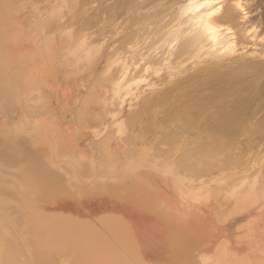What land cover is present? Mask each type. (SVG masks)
<instances>
[{
	"label": "bare ground",
	"instance_id": "6f19581e",
	"mask_svg": "<svg viewBox=\"0 0 264 264\" xmlns=\"http://www.w3.org/2000/svg\"><path fill=\"white\" fill-rule=\"evenodd\" d=\"M19 1L23 2L0 0V27L18 12ZM28 1L25 7L31 5L32 0ZM69 3L65 13L70 18V25L74 24L73 16L79 19V29L75 28V35L69 33L71 37H67L58 48L65 54L74 51V73L81 71L78 65L83 59L87 62V66L84 65L86 68L83 67L85 69L91 65L96 67L100 59L104 61L101 72L93 79L90 92L78 99L74 114L77 127L85 126L86 120L96 118H92L93 112L90 111V104L95 100L92 91L103 87V84L114 86L116 90L110 110H120L122 103L127 102L136 107L127 113L126 118L106 126V133L103 132L102 135L105 134L101 138L89 145L90 155L80 160L82 162L75 161L78 171L73 173L70 181H65L63 177V164L69 158L59 151L53 131L46 126H35L34 134L38 132L36 139H42L40 144H44L43 140L48 141L47 149H42L39 144V154L30 155L29 149L23 146L24 140H19L23 142L22 146L14 143L18 145L13 148L16 154L25 156L21 166L25 175L20 182L30 187L32 194L50 201L56 199L60 189L71 191L73 188L83 194L97 192L117 197L165 225L174 247V255L169 259H176V255H180L179 248L196 240L186 234L193 227L185 219L167 215L163 205L155 200L156 190L148 186L149 178L131 170L138 167L141 171H148L149 174L145 175L149 177L154 176L159 181L164 179L165 191L157 197L162 201L168 199L171 206L176 201V193H181L182 189V185L174 181L177 179L174 174L198 182L208 180V177L212 181V177H223L228 169L240 167L241 170V166L249 161L248 166H253L255 172L244 170L246 167L243 166V174L236 172L228 184L223 177L226 182L223 186H213L207 191L224 200L227 195L230 196L228 186L235 187L232 210L238 212L248 210L260 197L264 198V156L256 157V162L253 157L257 152L264 155V37L261 44L256 41L257 38L254 40L260 47L259 52L245 51L243 46L251 41L248 39L245 42L246 36L250 37L249 31L257 30L250 32L256 37L264 34V0H71ZM93 26L97 29L93 37L90 36L92 41L87 44L86 33ZM38 27L35 25L11 33L0 29L1 111L12 108L26 91L33 89L36 92L31 87L32 82H41V72L31 75L26 70H20L18 83L24 81L27 84L26 87L20 84V89L9 76L13 67L28 63L33 66L41 64L43 69H49L52 65L50 46L47 39L39 35ZM24 40L33 41V47L25 53L26 56H10L9 41L14 46H21ZM75 40L80 43L77 46V41L76 50L73 45ZM199 56L206 58L200 59ZM192 58L199 60L182 67V62ZM166 68L171 74L169 71L168 75L163 74ZM146 76L157 78L156 87L139 96L138 88ZM28 86L32 89L28 90ZM36 96L23 99L28 117L42 112V104L46 103L44 97ZM35 99L39 103H35ZM151 138H154L153 143L149 141ZM45 152L55 156V161L44 162L47 160ZM249 155L252 157L247 158ZM51 164L56 168L48 170ZM119 173L128 174L127 178H121ZM105 247L93 243L81 245L80 251L73 252L70 260L74 264H84L88 260H94L93 264H105L111 257L117 256L120 258L117 264H127L119 251ZM238 248L236 259L244 264H264V213L244 225ZM100 250L103 252L100 254L102 261L98 257Z\"/></svg>",
	"mask_w": 264,
	"mask_h": 264
},
{
	"label": "rangeland",
	"instance_id": "374dc122",
	"mask_svg": "<svg viewBox=\"0 0 264 264\" xmlns=\"http://www.w3.org/2000/svg\"><path fill=\"white\" fill-rule=\"evenodd\" d=\"M24 1L26 0L19 1V13L12 14L8 20L9 22L2 25L0 29L4 30L5 33H11L22 28L30 29L35 25L39 26L37 31L40 36H43L45 40L47 39L46 42L50 46L51 53L49 58L53 61L49 69H43L40 67L41 64L33 66L28 63H19L11 69V73L9 72L12 82L19 88L20 84L27 86L24 81L18 83L20 70H26L31 75H37L41 72L39 78L41 82H32L31 87L36 89V92L28 86V90L32 89L33 92L32 90L26 91L23 97H21V94L19 97L21 99H17L18 102L16 101L13 107L7 110L8 112L6 109L5 111H3L4 109L0 110V264H74L70 260L73 252L80 251L81 245L91 243L100 247L110 246L114 252L119 251L122 259L127 264H205L203 261L207 262V260L213 262H207L206 264H244L235 256L237 249H239L238 240L244 234V225L255 221L264 213V198L260 197L255 202L257 205L253 203L248 210L238 212L232 210L235 204V187L231 188L230 186L229 188L228 186L227 188L226 186L227 189H231V193L227 192L230 194L228 196L224 192L227 195L224 200L223 198H215L208 193L207 189L209 190L213 186H223L226 182L228 184L231 176L236 175V172L239 175L243 174L246 169L255 172L253 166H248L249 161L243 165L246 167L245 169L241 166V170L240 167L236 168V171L226 170L225 174L228 176H225V174L223 176L226 182L223 177L216 179L212 177V181H209L210 178L208 177V180L201 179L202 181L198 182L195 179L188 180L190 178L187 177V179L180 174V176L178 174L173 175V177L177 176V179H174L171 175L170 177L174 181L182 185L181 193H176V201L171 206L168 199L162 201L157 197L158 194L165 191L164 179L159 181L154 176L149 177V175H145L149 174L148 171H141L138 167L131 170L142 177L149 178L148 186L156 190L155 200L163 205L167 215L174 219H185L193 227L186 234L196 240L189 246L185 245L179 248L180 255H176V259L172 260L169 258L174 255L172 253L174 247L171 245L170 233L168 234L165 225L152 215L139 212L132 205L117 197L97 192L83 194L73 188L71 191L60 189L57 192L56 199L50 201L46 197L32 194L31 188L20 182L22 176L25 175V173L23 175L24 170H21L25 156L17 155V151L13 148L19 144L22 146L21 144L24 142L23 146L29 149L30 155L39 154L41 146L42 149H47L48 141L43 140L44 145L39 143L42 139H36L38 132L34 134L33 128L35 126H46L53 131L59 151L69 158V161L63 164L65 169L63 177L65 181H70L73 178V173L78 171L75 161L82 162L80 160L90 155L89 145L106 133L105 131L108 128L106 126L116 120L126 118L127 113L136 107V105L127 102L122 103L121 111L119 109L110 110L111 107L109 108V106L116 90L114 86L103 84L105 87L102 85L103 87L100 86L96 91H92L95 100L90 104V111L93 112L91 113L92 118H96L88 119L85 121L87 122L85 126L82 123L83 126L77 127L74 114L79 100L92 89L93 79L101 72L104 61L100 59L97 64L95 63L96 67L93 66L94 68H92L91 65V67L88 66L85 69L87 62H84L83 59L78 65L81 66V71L76 70V73H74L75 71H72V69L74 70V51L70 50L65 54L58 48L60 43H65L63 41H66V38L70 36L69 33L75 35L74 32L77 33V31H74L75 28L78 27L77 30L79 29V19L73 16V20L75 18L74 26L70 25V18L65 13L67 11L65 9L68 8L71 0H32L30 2L32 6L27 4L28 7H25V4L29 1L27 0L28 2L26 1L25 4ZM96 29L97 26L88 29L85 43L88 44L92 41L91 38ZM250 32L255 33L257 30L249 31V38L246 36L245 42L248 39L251 41H248L249 45L247 46L244 43L245 51L259 52L260 47L256 46V41L261 44L264 34L256 37L254 34L251 35ZM255 38H257L256 44L254 42ZM77 41L79 43V40L73 42L75 50L77 49ZM32 42L31 40H24L20 43L21 46H14L15 44L9 41L7 46L11 45L10 56H26L25 53L33 47ZM79 45L80 43L77 46ZM20 48L22 49L20 50ZM22 51L24 52L22 53ZM202 57L206 58V56H199L198 58L203 59ZM198 58L182 62V67L198 62ZM82 62L83 64H81ZM166 69L163 74L168 75V71L171 74L170 69ZM42 75L48 78H44ZM156 79L152 76H146L142 79L138 88V95H145L147 91L150 92L154 89L157 84ZM33 94L35 98L36 95H40L41 98L44 97L46 103L42 104V112L28 117L23 99L33 98ZM98 96L103 99H98ZM39 100L35 99V103H39ZM106 100L110 102L105 103ZM133 104H136V102ZM103 105H105L104 108ZM103 113L105 114L103 115ZM98 114L102 116L99 117ZM103 132L105 133L102 135ZM19 140L24 141L20 143ZM198 140L199 143H202L200 142L202 140ZM149 141L153 143L154 138L149 139ZM111 142L109 144L113 143ZM11 143L18 145L14 144L13 146ZM30 145L34 148H29ZM112 146H114V143ZM260 153L262 152L253 155L254 162L257 161V158L264 156ZM44 156L47 157V160L41 159L46 163L48 160L51 163L55 161V156L48 152H45ZM251 157V155L247 156V158ZM52 165L48 170L56 168V165ZM109 175L110 173L107 174V176ZM127 175L126 173H119V176L123 179H126ZM204 180L208 182L205 183ZM193 189L194 191H192ZM231 198L232 200H230ZM201 201H203L202 204ZM216 217L218 220H216ZM197 233L198 236L195 237ZM101 253H103L102 250H100L98 257L102 261ZM68 254L69 256L65 257ZM93 261L88 260L84 264H93ZM119 262L120 258L116 256L111 257L105 264H117Z\"/></svg>",
	"mask_w": 264,
	"mask_h": 264
}]
</instances>
